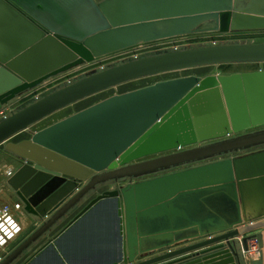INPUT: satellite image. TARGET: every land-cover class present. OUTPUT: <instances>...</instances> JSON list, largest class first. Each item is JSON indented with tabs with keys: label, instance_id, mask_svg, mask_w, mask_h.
<instances>
[{
	"label": "water",
	"instance_id": "water-1",
	"mask_svg": "<svg viewBox=\"0 0 264 264\" xmlns=\"http://www.w3.org/2000/svg\"><path fill=\"white\" fill-rule=\"evenodd\" d=\"M251 30H264V0H0V111L18 95L84 62L178 36ZM245 62H264V43L168 48L130 57L49 89L0 119V145L117 85ZM263 125L264 70H259L161 80L101 100L35 132L29 141L9 143L7 150L26 161L11 183L29 212L47 216L49 203L58 207L78 182L88 183L0 264L16 260L97 184L264 142V131L132 162ZM36 189L38 195L32 196ZM223 194L238 208L247 194L264 203V150L104 191L23 264H244L236 238L246 252L249 240L256 239L259 257L247 264H264V219L136 262L147 240H170L154 246L162 247L209 233L214 222L220 224L216 230L239 225L241 219L227 224L225 217L207 212ZM49 195L48 205L42 203ZM197 204L207 210L192 214ZM180 230L188 233L178 237L174 232Z\"/></svg>",
	"mask_w": 264,
	"mask_h": 264
},
{
	"label": "rangeland",
	"instance_id": "rangeland-1",
	"mask_svg": "<svg viewBox=\"0 0 264 264\" xmlns=\"http://www.w3.org/2000/svg\"><path fill=\"white\" fill-rule=\"evenodd\" d=\"M175 42L181 43L180 48H194V47H201V46H208V45H215V44H233V43H264V30H251V31H230V32H209V33H197L185 36H178L173 39H168L165 41H157L154 43L149 44H140L142 47H139L134 50H130L121 54V52L116 53L114 55H109L101 58H97L91 62H84L78 66H75L71 69H68L62 73H59L56 76L50 77L49 79L42 82L40 85L33 89H29L24 93L18 95L14 100L9 102L4 108L6 112V116H9L12 111H16L19 109L24 103L36 99L39 97L43 92L53 89V88H60L66 84L74 82L78 79H81L87 75H90L94 72L101 71L102 69L109 68L111 66L117 65L125 61L130 57H136L141 54H147L152 52H157L159 50H166L170 46H173ZM138 47V46H137ZM173 49V48H169ZM264 70V62H245V63H223L217 65H206V66H199L195 68L173 71L168 73H163L155 76L143 77L137 80L129 81L115 87L109 88L105 91L99 92L97 94L91 95L87 98H84L78 102H75L55 113L52 115L44 118L43 120L35 123L28 129L16 134L11 139H9L4 144L0 145V206L9 204L13 207L20 204L21 207L19 209L14 208V212L21 218L23 229L21 234L18 238L10 244L6 255L12 252L21 242H23L28 236H30L35 230L40 228L44 222H46L54 212H57L59 208L64 206L81 188H83L87 183L86 181H80L78 188L71 194L65 197V199L59 202L58 207L50 206L49 199L50 196H47L42 203L48 205L49 214L47 216H40L34 217L31 212L26 210L25 204L22 202L21 198L18 195V191L14 188L13 184L11 183V177L16 173V171L22 167L26 161L20 158L18 155L11 153L7 150V145L9 143H19V142H26L32 139V136L35 132L65 118L68 117L77 111H80L84 108H87L101 100H104L112 95L121 94L124 92H128L140 87H145L151 84H154L161 80H167L172 78H178L183 76L189 75H196L200 77H205L208 75H225V74H232L236 72H252V71H259ZM3 117H0L2 119ZM264 131V125L252 128L250 130L241 132L239 134H231L227 137L214 139L205 141L202 143H197L194 145H190L184 147L182 149H174L168 152H163L160 154H155L151 156L143 157L137 162H143L146 160H151L154 158H158L160 156L173 154L176 152H180L183 150L193 149V148H200L209 146L212 144L224 142L226 140H232L238 137H243L247 135H252L256 133H260ZM264 150V142L255 143L247 146H239L227 151L219 152L216 154H212L209 156L189 160L180 164L171 165L169 167L159 168L155 171L144 172L141 174L131 175V176H124L120 177L118 180H107L105 182L97 184L95 187L90 189L85 195H83L57 222L49 228V230L44 233L37 241H35L29 248H27L16 260H14L11 264H23L29 257H31L44 243H46L50 238H52L55 234H57L66 224L73 219L93 198L98 196L99 194L103 193L104 191L121 188L129 183H135L142 180L151 179L154 177H158L161 175L169 174L172 172H176L179 170H184L208 163H213L225 159H233L242 157L248 154H252L255 152H259ZM29 163V162H28ZM31 164V163H29ZM22 183V182H21ZM24 186L27 187L28 182L25 184L22 183ZM28 188V187H27ZM43 186L40 188L42 189ZM39 191H35L32 196L38 195ZM12 196L10 200L8 196ZM220 199V200H219ZM199 201V200H197ZM244 201V204H243ZM51 202V201H50ZM221 202V203H219ZM264 203L257 201L253 194L246 195L244 200H240V206L238 208L235 200L227 195L223 194L216 196L215 199L212 200L211 206L213 209H210L207 206L209 211H212L215 216H219L218 218H223L227 224H231L236 220H240L241 222L237 226H229L230 228H223L222 230H216L220 228V224L214 222V230L210 231L209 233L202 234L197 236L196 238L189 239L186 241L175 242L171 245H164L162 247H154L158 244H165L167 241H170L165 238H157L156 240L150 239L146 241V246L139 251V258L136 262H142L162 254H165L171 250H176L185 246H189L191 244H195L197 242L207 240L212 237L219 236L221 234L227 233L233 229H237L239 226L242 225H249L252 222H258L264 219ZM244 205V206H243ZM221 206V207H220ZM206 206L199 208L198 204L194 209L192 208V212H205ZM206 209V210H207ZM221 216V217H220ZM218 226V227H217ZM260 230H256L253 232L248 233L249 235L256 234ZM156 238V237H155ZM237 240V249L238 245L242 246L241 238H236ZM251 240H249L250 242ZM225 243V242H224ZM242 248V261L243 263L247 264L248 258L246 257L245 253H243V247H240L239 250ZM240 252V251H239ZM5 255V257H6ZM244 257V258H243Z\"/></svg>",
	"mask_w": 264,
	"mask_h": 264
},
{
	"label": "built area",
	"instance_id": "built-area-1",
	"mask_svg": "<svg viewBox=\"0 0 264 264\" xmlns=\"http://www.w3.org/2000/svg\"><path fill=\"white\" fill-rule=\"evenodd\" d=\"M181 45H182L181 43L175 42L174 45L170 47L173 49H179ZM139 47H142V45H139L138 47H135L130 50H134ZM124 52H121V54ZM0 117H6L5 108L0 111ZM16 207H13L9 204L0 206V262L5 258V255L7 253L10 244H12L18 238V236L21 234L23 229V225L20 217L14 212V208L19 209L21 205L18 204L16 205ZM259 251L260 248L258 246L256 239H252L250 241L249 251L247 252L244 251V253L248 258V260H251L259 257Z\"/></svg>",
	"mask_w": 264,
	"mask_h": 264
},
{
	"label": "crops",
	"instance_id": "crops-1",
	"mask_svg": "<svg viewBox=\"0 0 264 264\" xmlns=\"http://www.w3.org/2000/svg\"><path fill=\"white\" fill-rule=\"evenodd\" d=\"M78 112V111H77ZM21 187H24V185H22ZM36 191H38L37 189H36ZM8 198L11 200L12 199V196H8ZM13 200V199H12ZM197 214V212H192V214ZM32 215L34 216V217H40V215L38 214H33L32 213ZM41 218V217H40ZM21 219V218H20ZM21 222H22V220H21ZM187 230V229H186ZM186 230H180V231H177V232H174V234L175 233H178L179 235H178V237H181V236H184L185 234H187L188 233V231H186ZM240 247H242V246H239L238 245V249H240ZM240 251V253H242V248H241V250H239ZM244 253V252H243ZM244 258V257H243ZM244 261V260H243ZM245 264V263H244Z\"/></svg>",
	"mask_w": 264,
	"mask_h": 264
},
{
	"label": "bare ground",
	"instance_id": "bare-ground-1",
	"mask_svg": "<svg viewBox=\"0 0 264 264\" xmlns=\"http://www.w3.org/2000/svg\"><path fill=\"white\" fill-rule=\"evenodd\" d=\"M28 174H30L29 171H25L23 175L26 176V175H28ZM59 193H60V192H59ZM58 196H61V195H58ZM27 199H29V197H27ZM36 207H37V206L33 207L34 210H37Z\"/></svg>",
	"mask_w": 264,
	"mask_h": 264
},
{
	"label": "flooded vegetation",
	"instance_id": "flooded-vegetation-1",
	"mask_svg": "<svg viewBox=\"0 0 264 264\" xmlns=\"http://www.w3.org/2000/svg\"><path fill=\"white\" fill-rule=\"evenodd\" d=\"M23 202V201H22ZM24 203V202H23Z\"/></svg>",
	"mask_w": 264,
	"mask_h": 264
}]
</instances>
